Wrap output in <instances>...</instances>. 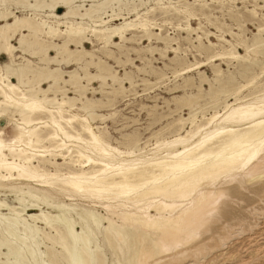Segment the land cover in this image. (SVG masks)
<instances>
[{
	"label": "bare ground",
	"instance_id": "obj_1",
	"mask_svg": "<svg viewBox=\"0 0 264 264\" xmlns=\"http://www.w3.org/2000/svg\"><path fill=\"white\" fill-rule=\"evenodd\" d=\"M78 1L81 3L76 4ZM87 1L91 3L84 4ZM190 1L175 0L183 6H191V19L179 9L158 8L161 0H7L10 5L19 3L23 6L26 2L34 7H27L31 11L29 15L19 16L11 11L16 19L27 21L30 29L17 31L13 28L7 43L0 39V55L4 54L8 59L0 63V132L11 130L17 135L24 134L23 144L18 142L13 146L5 139L0 148V164L4 165L0 168V191H8L14 196L12 202L6 197L0 198V244L5 242V236H9L29 252L35 245L37 257L59 259L65 264H71L73 259L85 264H107L103 252L106 248L110 251V264H119L121 260L138 259L140 250L146 246L196 229L208 210L210 200L205 198L222 191L233 194L232 201L224 206L225 211L215 219L212 227L203 232L200 246L205 249V254L194 256L185 248L183 259H199L201 264L204 261L210 264L213 260L210 256L215 258L224 253L221 251L228 248V244L243 235H252L253 232H246L247 228L262 231L264 216L261 213H254L258 216L252 224L244 220L239 221V226L225 224V216L238 205L235 200L241 195L240 188L234 182L208 178L212 171L219 170L224 157L231 155L224 153L228 142L224 127L234 123L242 126L239 121L225 120L221 113L226 115L225 108H236L249 103V98H259L264 84L260 79L264 62L255 57L260 54V37L258 31L249 39L228 29L232 36L239 38L232 43L222 34L203 30L201 18L220 32L226 26L215 22L217 18L212 21L211 14L203 7L207 4V9H211L210 4L218 0H210V3L209 0ZM150 2L153 6L147 5ZM146 5L150 7L143 9ZM61 8L66 11L59 13ZM40 11L49 12L40 15L37 13ZM155 13L159 17L154 16ZM0 15H3L2 9ZM118 20L122 22L111 24ZM174 20L178 22L174 27L188 35H196V50L204 55L203 60H185L183 67L175 72L180 76L199 71L196 87L190 77H183V84L172 89L196 88L195 94L175 98L181 102L179 104L189 107V116H179L152 133L150 137L156 138L154 144L149 137L141 146L142 140L138 136L126 134L122 136H127L122 145L117 139L112 140L105 129L94 126L95 118L105 119V116L92 111L96 101L87 96L83 81L90 84L111 80L122 87L123 79L108 71L104 61H94V55L85 49L84 42L90 40L88 34L100 41L102 47L117 45L119 42H114V38L122 42L132 41L135 36L145 37L151 54L166 55L169 48L171 52L179 49L172 46L174 39L167 30L164 31ZM181 20L183 25L179 24ZM192 20H199L197 27L192 25ZM153 21L157 27H146ZM11 25L13 19L9 16L0 23V35ZM30 31L32 36H39L38 49L28 44ZM129 31L139 35L128 37ZM212 36H216L218 42L209 38ZM14 39L16 44H13ZM154 42L162 43L164 47L152 45ZM240 48L244 49L245 55L240 53ZM17 52L40 58L43 66L39 67V72L30 71L36 65L26 57H23L25 64L16 62L21 58ZM53 52L55 54L51 55ZM85 56L90 57V61L79 67L84 75L75 70L64 71L65 65H81ZM224 63L226 71L221 65ZM91 65L98 73L88 71ZM205 66L211 67L213 82L202 72ZM204 82L210 84L205 93L202 90ZM45 84L49 85L44 87ZM66 85L75 89L74 96L69 95ZM204 97H207L205 102L199 103ZM33 103L35 107H32ZM209 109L212 112L208 113ZM213 116L217 119L213 120ZM70 120L71 124L68 123ZM164 131L173 135L166 137ZM216 132L225 139H207ZM93 137L99 143H91ZM131 137L136 138L134 144L129 142ZM29 140L33 141L31 148L27 146ZM253 187L257 189L255 193L241 197L259 198L258 184ZM129 189L131 194L124 195ZM100 190H104L103 193ZM65 199L81 203H66ZM42 235L52 243V248L58 246L61 250L54 248L53 253L49 251L50 255L41 250ZM97 235H100V241ZM0 256L6 258L5 252L0 251ZM165 258L160 257L162 261Z\"/></svg>",
	"mask_w": 264,
	"mask_h": 264
},
{
	"label": "rangeland",
	"instance_id": "obj_2",
	"mask_svg": "<svg viewBox=\"0 0 264 264\" xmlns=\"http://www.w3.org/2000/svg\"><path fill=\"white\" fill-rule=\"evenodd\" d=\"M220 1L221 0L211 3V9L205 8V12L207 14H211L210 19L212 21L217 18L215 22H217L218 24L225 23L226 26L222 27L223 29L220 32L206 19L201 18L203 30L213 31L217 35L222 34L232 43H235L239 38L237 36H232L229 33L228 29L240 34L243 32L242 37L244 36L249 39L252 37L253 33H257V31L254 30H257L258 25H252L251 28H248L246 26L245 29H241L238 25H236V27H233V16L231 12H229V10L226 9ZM190 2H193V0H191ZM210 2L211 1L209 0L208 3ZM80 3L81 1L76 2V4ZM90 3L91 2L87 1L84 4L89 5ZM147 5L153 6V3L150 2ZM144 7L145 6H143L142 8L144 9ZM80 10L83 11V8H81ZM11 11L15 12V14L19 16L29 15L31 13V11L27 7L23 6L13 7L11 8ZM65 11L66 9L64 8L58 10L59 13ZM45 12L48 13L49 11ZM45 12L40 11L37 13L42 15ZM158 15V13H155L154 16L159 17ZM42 17L44 18V16ZM85 21L88 22L89 20L87 19ZM181 21L179 22V24L183 25L184 21ZM120 22L122 21H113L111 24H119ZM177 23L178 22L174 20L172 21V25H167L164 28V31L167 30L169 36L174 39L173 41H171L172 46L174 48L179 47L177 52H171V49L169 48L168 51L170 52H167L166 55H161L158 52L151 54L148 50L150 45L145 37L139 38L135 36L134 38H132V41L130 40L122 42H120V39L114 38V42H119L117 45L110 44L109 46L102 47L103 44L100 43V41L96 40L94 37L88 34L90 40L84 42V46L86 50L91 51L94 55L93 60L104 61V67L108 71L123 79L122 87H120L119 83H114L111 80H106L105 82L92 81L90 82V84H86L87 81L85 79L84 81L82 80L83 83L87 86V96L89 98L95 99L96 101L95 106H93L92 108V111L105 116V119H100L98 117L97 119L95 118L93 124L94 126L101 127L100 130L105 129V131L109 132L112 140L117 139L118 142L123 145V143H125L127 140V136H125L126 138L122 136L129 134L132 136H138L142 140L141 146H144L143 142L146 141L150 136H152V133L160 130L161 128L166 126L167 123H171L179 116H183L184 118L189 116V107L182 105L183 103L179 104L181 102H177L175 98L182 97L185 94L189 95V93H197L195 87L199 84V71L194 70L188 74L180 76H177L175 72L183 67V62L185 60L191 62H194L196 59L203 60L204 55H200L196 50L198 49L196 47L198 43L194 41L196 35H188L186 31L177 29L176 27H174L177 25ZM191 23L194 27H197L199 24V20H192ZM154 31L158 32V30ZM127 34L128 37H131L132 34L139 35L135 31H129ZM200 34L202 33L200 32ZM187 38H189V40ZM209 38L214 42H218L216 36H212ZM56 42H62V40H56ZM202 42H206V39L204 37L202 39ZM16 43L17 41L14 39L13 44ZM223 43L226 47H228L227 43ZM152 45L164 47V44L162 43L154 42ZM72 48L75 49V46H72ZM239 51L242 55L246 54L243 48H240ZM17 53L18 55H21V58H18L16 62L25 64L26 62L23 57H26V59L32 61L34 65L37 64V61H39V67L43 66V62L40 60V58L31 57L26 54H22L21 52ZM54 54V52L51 53V55ZM249 55L250 57H254L253 54ZM255 57L264 62V57H262L261 54H258ZM6 61H8L7 57L4 54L0 55V63ZM87 61H90V57L85 56L81 65H65V68L63 69L64 71L75 70L79 74L84 75V71L79 67L84 66ZM217 63H220V61H218ZM221 65L226 71V63ZM231 70L233 71V68H231ZM88 71L91 73H98V69L93 65L88 66ZM202 72H205L210 82H213L212 80L214 78V74L210 66L203 67ZM183 77H190L193 82L192 84L193 86L195 84V87H192L193 89L186 87L185 89L180 88L172 90L176 85L183 84ZM237 79L240 80L239 78ZM48 85L49 84H45L44 87H47ZM209 86V82H204L202 84V90L204 93L209 90ZM66 88L69 89V95L74 96L76 94V92L74 91L75 89L72 86L66 85ZM247 92L248 91H246L245 94ZM206 99L207 97L202 98L199 103L203 104ZM96 104H98L99 106ZM79 106L80 103H78V107ZM80 112L81 111H79V113ZM210 112H212L211 109L208 110V113ZM168 133H170V131L163 132L166 137H171L173 135L171 133L168 135ZM154 138L155 137L149 138L150 142L153 144L156 142V138L155 140ZM113 144L115 145L116 143ZM0 195V198L6 197L9 202H12V199L14 198V196L8 191L4 192L3 190H1ZM241 198V203L238 204L236 208L234 207L233 211L230 214L225 216V224H228L229 226H239V221L242 220H244L246 223L252 224L254 218L258 216L259 213H261L258 197L246 196ZM65 202L81 203V201L79 200L69 201L66 199ZM254 213L258 214L255 216ZM73 217L76 220L74 215ZM262 220V231L255 229L252 231L251 229H248L246 227V232L250 231L251 233L253 232V234L249 237L248 235H243L242 238H239L233 243L228 244V248L221 251L224 252L223 254L217 255L215 256V258H213L214 256H210L211 258L209 257V259H213L210 264L218 261L228 262L236 259L255 260L259 262L262 258H264V253L261 252V249L264 248V218ZM39 226L43 225L39 224ZM216 231H219V229H217ZM46 233H48V230ZM97 236L100 241V235ZM41 238L44 241V244L41 245V250L45 251L48 255L53 253V251L51 252V250H53L54 248L61 250L58 246H54V248H52V243L50 241L47 242V238L45 237V235H42ZM103 249V252L107 259V264H110V251H108L106 248ZM49 251L51 253H49ZM0 258H4V256H0Z\"/></svg>",
	"mask_w": 264,
	"mask_h": 264
},
{
	"label": "snow or ice",
	"instance_id": "obj_3",
	"mask_svg": "<svg viewBox=\"0 0 264 264\" xmlns=\"http://www.w3.org/2000/svg\"><path fill=\"white\" fill-rule=\"evenodd\" d=\"M223 5L228 9L233 16L232 26L236 27L239 24L241 29H245L247 26L251 28L252 25H258L259 37H260V54L264 57V0H222ZM21 4L9 5L7 0H0V9L3 10V15H0V23L11 16L13 19V25L9 26L0 39H3L7 43V39L11 36V31L15 28L17 31H21L25 28L30 29V25L27 21H20L13 16L11 8L20 7ZM25 7H34L32 4L24 3ZM150 7V6H145ZM158 8L179 9L184 12V15L191 19V6H183L173 0L169 3L168 0H161V3L157 5ZM203 7L207 8V4H203ZM183 22V21H181ZM158 25L153 21L146 27H157ZM243 35V32L241 33ZM41 41L39 36H32L31 31L29 35L28 44L33 49L40 47ZM251 51V49H249ZM210 54V53H209ZM31 72H39V61L36 66L31 67ZM260 79L264 81V65H262V71ZM258 100L249 98V103L240 105L236 108L229 106L225 108L224 115L225 120L239 121L242 126H237L235 123L231 127H224V133L227 134V144L224 148V153L230 152L231 155L224 157L222 165L219 166L218 171H212L208 177L211 181L223 180L225 182H234L240 188L241 195L255 193L257 189L254 185L259 186V208L261 215L264 216V84H262L261 91L258 94ZM27 106V105H26ZM33 103L32 107H35ZM46 110V109H45ZM55 111V109H53ZM213 120L217 117L213 116ZM55 123V121H53ZM71 124V120L68 122ZM57 129L65 136L67 133L64 129L60 128L59 124H56ZM211 127V126H209ZM202 131V130H201ZM15 136V139L11 137ZM214 137H220L225 139L220 132H216L213 136L207 137L208 140H214ZM9 139L10 143L15 146L18 142L24 143L23 132L17 135L15 132L9 130L8 133L0 132V148H3V141ZM59 139V137H57ZM135 137L129 138L130 143H135ZM32 140L28 141V147H32ZM91 143H99L95 137H93ZM15 150V149H13ZM21 152L23 149L21 148ZM182 155V154H178ZM223 156V153H221ZM220 157H217L219 159ZM198 162V161H197ZM4 167L0 164V168ZM7 178V177H5ZM203 187V185H201ZM83 191V189H81ZM103 193L104 190H100ZM131 189L125 191L124 195L131 194ZM233 194H225V192H218L209 199L208 210H206L204 221L194 230L180 233L174 237L166 238L157 241L154 245L146 246L140 250L139 258L131 261L121 260L119 264H201L199 259L185 260L183 259L184 249L192 252L194 256H202L205 254V249L200 246V240L204 231L212 227V223L215 219L223 214L225 211V205L232 201ZM241 195H237L235 203H241ZM0 251L5 252L6 258H0V264H65L64 261L59 259H49L47 257H37V249L35 245H32L31 251L27 248H22L16 244L15 241L9 236H5V242L0 244ZM264 253V248L261 249ZM167 254V255H166ZM27 255L28 258H25ZM161 256H166L162 261ZM71 264H85V262L79 259H73ZM87 264H96V262H87ZM116 264V262H113ZM203 264H209L208 261H204ZM213 264H264V258L259 262L255 260H231L228 262L218 261Z\"/></svg>",
	"mask_w": 264,
	"mask_h": 264
}]
</instances>
